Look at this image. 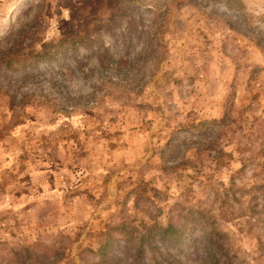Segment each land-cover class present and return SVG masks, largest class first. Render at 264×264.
I'll list each match as a JSON object with an SVG mask.
<instances>
[{"label": "rangeland", "instance_id": "374dc122", "mask_svg": "<svg viewBox=\"0 0 264 264\" xmlns=\"http://www.w3.org/2000/svg\"><path fill=\"white\" fill-rule=\"evenodd\" d=\"M239 3L0 0V52L51 55L0 64V264H91L107 224L191 210L205 229L155 242L172 264H264V0Z\"/></svg>", "mask_w": 264, "mask_h": 264}, {"label": "trees", "instance_id": "16d2710c", "mask_svg": "<svg viewBox=\"0 0 264 264\" xmlns=\"http://www.w3.org/2000/svg\"><path fill=\"white\" fill-rule=\"evenodd\" d=\"M212 1L215 4H222L228 10L241 9V3L239 0H206V2ZM74 42V40H73ZM75 46L79 45V41ZM11 50H3L0 52V64L4 65L10 70H22L33 63L48 61L51 55L43 51H33L32 61H28L26 53L21 52L16 55L10 52ZM54 53L53 55H55ZM206 125L210 127L214 134L218 132H226L228 129V123L226 119L223 120H212L209 122H199L195 126ZM246 162L243 163V167ZM140 185H137L132 189V192L136 195L135 203H137L138 198L143 197V193L146 191V181H141ZM156 194V189L151 187ZM249 190L257 191L251 195L252 200H257L253 202L248 208L249 216L254 219L256 226L264 234V184L253 183ZM147 198V197H145ZM261 204L258 207V204ZM203 213L198 211H189L187 214L182 215L180 219L172 222V219L168 221L165 226H150L146 231L142 232L135 226L129 224L127 221L119 222L115 225H106V229L100 232V239L98 240L97 253L99 259L91 264H172L168 259L166 254L167 250L164 247V251L159 250L155 246L156 240L161 243L170 245L172 247H178L180 243L186 239L191 230L195 227L205 229L201 216ZM207 236V252H211V246L216 242V237L221 236L219 232H214L213 230L204 231ZM124 241L126 249L130 250L132 253L126 258L121 257L116 253L117 243L119 241ZM260 242H262L260 240ZM114 243V245H112ZM264 244V242H262ZM127 253V252H126ZM213 255L217 254V250H212ZM217 259V258H216ZM230 259H225V261Z\"/></svg>", "mask_w": 264, "mask_h": 264}]
</instances>
